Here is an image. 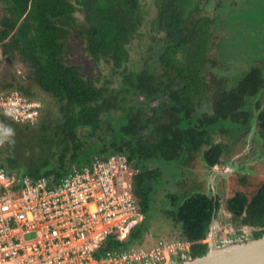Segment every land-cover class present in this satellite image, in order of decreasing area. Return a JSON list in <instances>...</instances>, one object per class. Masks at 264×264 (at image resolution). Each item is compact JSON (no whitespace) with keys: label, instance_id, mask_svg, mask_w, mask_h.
Segmentation results:
<instances>
[{"label":"trees","instance_id":"1","mask_svg":"<svg viewBox=\"0 0 264 264\" xmlns=\"http://www.w3.org/2000/svg\"><path fill=\"white\" fill-rule=\"evenodd\" d=\"M244 1L247 5L238 6L237 17L239 22L252 23L256 16L250 15L255 10L263 13L264 3ZM211 2L154 0L148 42L142 52L145 61L129 70L127 44L140 35L145 18L146 9L140 0H0L2 54L27 70L24 78L11 77L4 82L0 93L19 90L37 99L31 91L35 85L51 95L57 105L54 116L49 111L43 115L45 106L41 105L32 124L1 117L2 129L12 131L0 147V162L9 172L57 179L96 155L124 153L134 170L131 191L139 214L145 216L161 174L159 168L148 167V162L177 161L180 166H193L194 160L200 162V155L212 165L223 151L234 152L235 142L244 145L251 118L260 108L256 120L264 139V45L256 39L254 44L251 38V51L242 57L245 67L238 69L236 60L225 52L230 49L221 45V37L218 42L213 38L214 31L221 29L218 25L232 26L233 15L226 16L231 23L226 19L221 22L220 16L239 3L217 0L214 8L219 11L209 12ZM73 36L83 42L96 66L104 62L119 75L116 86L98 84L97 78L81 71L80 64L64 57ZM235 38L230 34L229 39ZM153 99L157 104L151 105ZM117 110L119 114L114 115ZM35 125L33 135L26 140H36L39 151L22 165L18 149L28 142L21 134ZM79 130H83L81 135ZM40 142L45 147L39 146ZM248 190H254L250 199L241 189L230 194L228 209L240 223L245 220L263 227L264 178ZM167 195L170 205L163 214L176 228L177 236L163 239L187 240L190 245L185 254H203L207 243L202 239L214 207L212 198L201 189ZM243 210L247 214L241 217ZM140 225L137 222L130 229L127 243L148 245L135 240ZM262 233L264 229L256 230L255 237ZM116 242L113 238L114 246ZM182 259L181 255L177 257Z\"/></svg>","mask_w":264,"mask_h":264},{"label":"built area","instance_id":"2","mask_svg":"<svg viewBox=\"0 0 264 264\" xmlns=\"http://www.w3.org/2000/svg\"><path fill=\"white\" fill-rule=\"evenodd\" d=\"M40 108L19 90L1 92L0 130L1 117L32 124ZM133 173L120 152L96 155L57 179L9 172L0 162V264H170L185 258L187 240L125 241L140 215Z\"/></svg>","mask_w":264,"mask_h":264},{"label":"rangeland","instance_id":"3","mask_svg":"<svg viewBox=\"0 0 264 264\" xmlns=\"http://www.w3.org/2000/svg\"><path fill=\"white\" fill-rule=\"evenodd\" d=\"M140 1L146 9L145 18L143 20V24L140 29V35L138 34L129 42V44H127L128 49L130 51V60L127 64L129 70L137 69V67H139L143 61H145L144 60L145 58L142 57V52L147 46L146 44L148 42L149 20L151 18V13L154 11V0H140ZM237 1H238L237 3L239 4L231 8L232 10H235V13H232L231 9L229 8L227 12L225 11L226 12L225 14H221L220 16V20L222 22L226 19L227 15L229 16L233 15L231 16L233 23H231L226 19V21L228 23L230 22L232 26L226 27V26L218 25L220 26L221 29L218 28V30L216 29L214 31L215 37L213 38V41L218 42L221 37L220 40L224 41L221 43L223 48L227 47V49H230L225 51L226 54L230 56L231 60H236L234 64L236 67H238V69H243L245 67V64L242 60V57H244L245 54H247V52L249 53V51H251V47H250L251 38L254 37V44L256 39L259 45L261 46L264 45L263 44L264 38L262 37L264 36V11L263 13H261L260 11L255 10L256 13L254 15H250L252 17L256 16L254 22L252 23L248 21L239 22L240 18L237 17V15L239 14L238 6L242 5L243 7H246L244 4L247 5V1L244 0H237ZM252 1H254L255 4L264 3L263 2L264 0H252ZM216 2L217 0H212L211 2L212 5L209 6V12H212L213 9L215 11L218 10L214 8V4ZM78 17L80 18L82 17L80 12H78ZM230 34L232 35L234 34L236 38L229 39ZM248 36H250V38ZM227 38L229 44L230 42L233 44L231 45V47L229 46V44H227L228 42H226ZM68 45L70 46V48L64 53V57H66L70 62L80 64L82 66L81 71L83 73H89L93 75L95 78H97L98 84L99 83L103 84L105 82L108 83L109 87H114L119 83L120 80L119 75L116 73H112V69L110 66H108L104 62H101L98 66H96L97 64L94 63L93 59L86 52L83 42L77 36H73L68 41ZM263 53H264V49H263ZM212 55L215 56L214 53H212ZM26 73H27L26 69H23L22 67L18 66V61L11 59L8 56H4L2 54L0 47V86L4 82L9 81L8 79H10L11 77L17 79L18 76L19 77L21 76L22 78H24L26 76ZM107 79H109V82L106 81ZM31 87H32L31 91L33 92L34 96L37 98V101H39L41 105L45 106L42 110V114L44 115L46 114L47 111H49L50 114H52V116L56 115L57 105L55 99L48 93L43 92L37 86L32 85ZM154 101L155 99L152 100V103ZM113 114L118 115L119 111L118 110L114 111ZM28 127L29 128H25L24 132L21 134V137L25 140L27 139L26 137H31L33 135V128H35L36 125L28 126ZM82 133L83 130H79V134L81 135ZM26 141L28 142V146L26 147L24 146L25 148L21 147L20 149H18L19 155H17V157L19 163L22 165H24V162L28 161L31 157L36 156L37 152L39 151V147H37L38 143L35 144L34 142L36 140L32 142H30L29 140ZM2 143L4 144V139L2 140ZM250 144H251V140L249 141L247 146H249ZM30 145H34V146H30ZM39 146L45 147V144H42V142H40ZM185 153H187L189 157L190 156L192 157V155H190L187 151ZM258 160L254 161V164L250 162L248 163L250 169H254V172L247 173L249 174L248 179H250L247 184V188H246L247 190L253 189L254 184L257 183L260 179H262L260 178V176L263 175L262 172L264 171V168H262V166H260L261 168L255 166V163H257ZM148 167L159 168L161 170V174L157 179V185L155 184V187H153L152 203L150 205L149 210L147 211L145 216H143L142 214L137 216V222L141 223V225L139 228L140 234L135 240H137L138 242L141 241L146 244L152 243L157 238H171L177 236L176 228L173 227V225L168 220V218L163 214V211L170 205V199L167 193L170 192L173 193V191L178 195L182 194L183 192L190 193L192 192V190L194 191L196 189L195 186L198 187L199 184L197 176H195V174H191L189 171H186L187 166H185V170L183 168L181 169L178 166L177 161L176 163L174 162L168 164H163L160 163L159 161L148 162ZM223 167L224 166H221L220 168ZM16 172L17 170H14V173ZM244 174H246V172ZM238 175L239 174L236 173V175H232L231 177L228 178V180L224 182L226 184L225 189L228 190L229 194L235 189H238L240 186V184L236 181ZM218 233H219L218 234L219 237L217 240L225 238L222 236L223 234H221L220 232Z\"/></svg>","mask_w":264,"mask_h":264},{"label":"flooded vegetation","instance_id":"4","mask_svg":"<svg viewBox=\"0 0 264 264\" xmlns=\"http://www.w3.org/2000/svg\"><path fill=\"white\" fill-rule=\"evenodd\" d=\"M154 104H157L156 100L151 105ZM260 130L261 128L259 129L256 120V130L250 133L249 127V130L245 137L244 145L235 144L238 143L235 142L234 147H232V149H235V151L231 154H228L229 151H223V153L219 157V161L215 162L212 165H209L207 161L201 158L200 155V162H196L194 160L193 166L187 165L186 170H188L191 174H195L197 176L198 181L200 182L198 187L195 186L196 189L203 190L207 195L212 198L214 203L211 219L208 225V232L205 238L202 239V242L207 243V240L209 239L210 228L213 231V235L216 239H218L219 237L218 232L223 234L222 236L225 238L220 240H239L244 239L247 236L255 237L256 230L264 229V226H259L258 228L250 221L243 220L242 223H240V221L234 218V215L228 209L227 198L230 197V194H232L236 189L229 194L228 190L225 189L226 184L224 183L226 180H228L229 177H231L232 175H236L237 173L239 175L236 181L240 184L238 189L244 191L248 199L251 198L252 193L254 194V190L250 191L246 189V182L250 180L248 179L249 174L247 173L254 172V169H250L248 165L249 162L254 164V161L259 159L257 163H255V166L259 168H261L260 166H262V168H264V139L260 135ZM228 132L229 136L231 137L233 129L231 130V132ZM239 136L240 133L238 137ZM235 137L238 138L237 135H235L234 138ZM249 138L251 140V144L247 146L250 141H248ZM178 166L181 169L183 168L185 170V166H180L179 164ZM221 166L224 167L220 168ZM245 172L246 174H244ZM262 174L263 175L260 176V178L263 179L264 171L262 172ZM244 210L242 212L241 217L244 216V214H247V212ZM210 225L212 227H210ZM186 257L190 256L187 255Z\"/></svg>","mask_w":264,"mask_h":264},{"label":"water","instance_id":"5","mask_svg":"<svg viewBox=\"0 0 264 264\" xmlns=\"http://www.w3.org/2000/svg\"><path fill=\"white\" fill-rule=\"evenodd\" d=\"M259 110L251 118L250 133L256 130ZM170 264H264V233L258 237L247 236L239 240H217L210 228L207 249L203 254Z\"/></svg>","mask_w":264,"mask_h":264},{"label":"clouds","instance_id":"6","mask_svg":"<svg viewBox=\"0 0 264 264\" xmlns=\"http://www.w3.org/2000/svg\"><path fill=\"white\" fill-rule=\"evenodd\" d=\"M11 131H12V129H10V128H6V127L3 128L2 131H0V141H2L3 139H6L7 138V134L10 133Z\"/></svg>","mask_w":264,"mask_h":264},{"label":"bare ground","instance_id":"7","mask_svg":"<svg viewBox=\"0 0 264 264\" xmlns=\"http://www.w3.org/2000/svg\"><path fill=\"white\" fill-rule=\"evenodd\" d=\"M141 8H142V7H141ZM31 9H32V8H31ZM31 9H30V10H31ZM19 21H20V20H19ZM131 56H132V55H131ZM251 73H253V72H251ZM2 79H3V78H2Z\"/></svg>","mask_w":264,"mask_h":264}]
</instances>
